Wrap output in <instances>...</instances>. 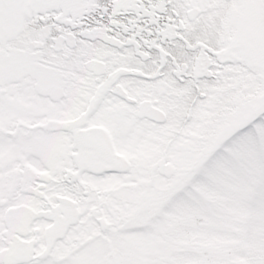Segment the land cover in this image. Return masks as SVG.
<instances>
[{"label": "snow or ice", "instance_id": "snow-or-ice-1", "mask_svg": "<svg viewBox=\"0 0 264 264\" xmlns=\"http://www.w3.org/2000/svg\"><path fill=\"white\" fill-rule=\"evenodd\" d=\"M0 264H264V0H0Z\"/></svg>", "mask_w": 264, "mask_h": 264}]
</instances>
